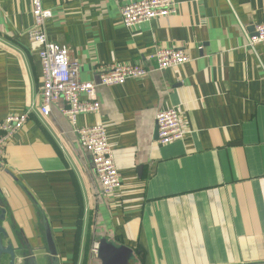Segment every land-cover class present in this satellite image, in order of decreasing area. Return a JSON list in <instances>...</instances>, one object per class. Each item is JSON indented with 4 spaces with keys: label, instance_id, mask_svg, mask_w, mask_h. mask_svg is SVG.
Here are the masks:
<instances>
[{
    "label": "crops",
    "instance_id": "0c3cea01",
    "mask_svg": "<svg viewBox=\"0 0 264 264\" xmlns=\"http://www.w3.org/2000/svg\"><path fill=\"white\" fill-rule=\"evenodd\" d=\"M141 1L42 0L47 38L80 64L82 82L113 64L154 69L159 49L190 58L98 87L99 112L77 117V128L105 126L121 181L106 197L65 104L38 113L30 0H0V121L28 112L0 162L5 244L47 260L48 229L58 264H101V238L132 250L131 264H264V44L247 46L264 0H173L170 16L125 28L120 8ZM167 109L186 135L162 146L155 115Z\"/></svg>",
    "mask_w": 264,
    "mask_h": 264
},
{
    "label": "built area",
    "instance_id": "2783aa9c",
    "mask_svg": "<svg viewBox=\"0 0 264 264\" xmlns=\"http://www.w3.org/2000/svg\"><path fill=\"white\" fill-rule=\"evenodd\" d=\"M30 6L33 23L28 32L29 45L38 57L41 70V104L38 113L47 118L53 106L60 101L65 104L62 114L73 127L79 147L91 159L100 195L113 197L121 190V181L105 126L96 123L90 127L77 128V117L99 112L98 87L123 86L128 80L147 77L152 71L174 70L187 64L190 58L182 50L159 49L154 54V69L145 68L139 63L113 64L101 70L98 83L82 82L79 78L80 64L69 59L65 46L52 43L47 38L45 24L52 17L51 11L43 7L42 0H30ZM175 11L173 0H144L122 6L119 10L120 23L130 29L144 22L168 17ZM260 44H264V23L254 28L247 46L254 48ZM27 119L28 112H23L8 115L0 121V162L4 158L6 145L23 128ZM155 127L158 143L162 146L180 142L186 135L181 114L176 109L159 111L155 115ZM92 252L97 253V249Z\"/></svg>",
    "mask_w": 264,
    "mask_h": 264
},
{
    "label": "water",
    "instance_id": "95a60500",
    "mask_svg": "<svg viewBox=\"0 0 264 264\" xmlns=\"http://www.w3.org/2000/svg\"><path fill=\"white\" fill-rule=\"evenodd\" d=\"M5 213L0 203V264L2 257L9 258L8 264H16V253H20L18 256L22 258V264H58L56 258L57 253L48 229L45 235L47 242V260L44 257L36 256L30 248L26 250L24 255L22 249L17 250L12 246L11 242L5 244V241L9 239L7 232L2 226L5 222ZM19 241L22 242V240ZM96 255L101 264H131L134 260L132 250L123 245H116L107 238L98 240Z\"/></svg>",
    "mask_w": 264,
    "mask_h": 264
},
{
    "label": "flooded vegetation",
    "instance_id": "af4514ba",
    "mask_svg": "<svg viewBox=\"0 0 264 264\" xmlns=\"http://www.w3.org/2000/svg\"><path fill=\"white\" fill-rule=\"evenodd\" d=\"M8 243V242H7ZM14 248H16L17 250H21L22 248H20V246H18V247H16V246H14V245H12ZM17 252V251H16ZM22 253L25 255V253H26V251L25 250H22ZM20 253H16V264H18V258L20 257V256H18ZM8 260H9V258L8 257H2V260H1V264H8ZM21 264H22V258H21V262H20ZM19 263V264H20Z\"/></svg>",
    "mask_w": 264,
    "mask_h": 264
}]
</instances>
